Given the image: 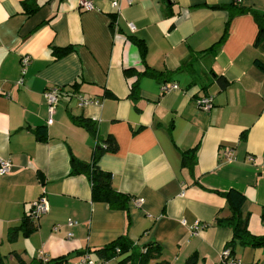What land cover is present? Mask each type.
<instances>
[{
    "label": "crops",
    "instance_id": "0c3cea01",
    "mask_svg": "<svg viewBox=\"0 0 264 264\" xmlns=\"http://www.w3.org/2000/svg\"><path fill=\"white\" fill-rule=\"evenodd\" d=\"M80 1L0 0V160L12 165L0 176V254L6 264H31L43 253L69 262L89 254L99 263L95 249L128 236L137 247L161 248L150 264H189L193 256L221 264L233 232L217 224L230 214L217 192L243 193L249 229L264 235V70L257 64L264 66V41L256 44L254 14L264 16V0H241L248 12L233 18L215 50L235 0H133L120 11L110 0L80 10ZM28 4L39 8L29 13ZM24 57L31 62L22 75ZM146 68L165 80L142 78L136 99L131 88ZM172 84L179 89L162 91ZM51 87L61 93L49 125ZM79 96L95 102L81 107ZM202 97L213 100L210 111L197 107ZM80 117L96 125L101 141L117 142L97 165L131 198L127 209L94 202L89 179L72 175L73 162H93L97 144L75 124ZM187 151L196 152L192 169L183 166ZM41 197L49 211L35 231L10 242L9 231ZM234 258L263 264L264 249L237 244Z\"/></svg>",
    "mask_w": 264,
    "mask_h": 264
},
{
    "label": "trees",
    "instance_id": "16d2710c",
    "mask_svg": "<svg viewBox=\"0 0 264 264\" xmlns=\"http://www.w3.org/2000/svg\"><path fill=\"white\" fill-rule=\"evenodd\" d=\"M241 2L235 0V4L227 7L229 10V16L226 21L224 34L221 39L211 48L215 50L220 44L227 40L229 36V26L233 18L238 15L248 12L247 9L240 7ZM39 7L35 4L27 5V12L34 13ZM259 22V34L256 39V44H260L264 41V16L254 13ZM143 53L144 49L142 48ZM71 48L66 49H54L53 54L56 57L64 56L69 53ZM257 64L264 70V66ZM137 81L133 83L131 88V96L138 99L140 96L139 82L142 78L150 77L157 81L165 80L163 73L155 71L150 68H146L143 72L136 74ZM225 84V83H224ZM75 124L87 129L97 140V144L94 150V160L91 164L73 162L72 175H85L90 183L92 189V200L94 202L107 203L112 209H127L130 197L126 194L116 191L112 186V175L109 172L102 170L98 167V159L105 153H114L118 150L117 142L109 137L104 141L98 137L96 125L87 118H74ZM37 136L39 140H46L47 131L44 128L37 130ZM197 163V157L195 151H187L183 153V166L192 169ZM220 196L224 197L228 203L230 214L225 217H217V224L223 227L231 228L233 237L231 241L227 243L225 249L231 250L232 257L235 256L236 245L240 244L245 247L261 248L264 249V235H254L249 229L250 216H246L243 213V209L247 203L246 196L237 191L229 190L226 192H217ZM264 219V217H263ZM36 229V221L29 215L25 217L22 224L18 227L12 228L8 234V240L15 242L19 233L25 232L26 234L32 233ZM97 257L101 260L98 264L106 263L114 258H122L119 264H150L152 260L160 258L162 255L161 248L155 244H146L143 248L134 245V242L128 236H122L113 241L105 247L95 249L93 251ZM62 262H68L67 257L53 258L51 264H58ZM189 264H197V258L195 256L188 260ZM0 264H6L4 257L0 254ZM19 264H25L20 260ZM31 264H43L39 259L34 260ZM157 264H167L160 262ZM221 264H225L223 261Z\"/></svg>",
    "mask_w": 264,
    "mask_h": 264
},
{
    "label": "built area",
    "instance_id": "2783aa9c",
    "mask_svg": "<svg viewBox=\"0 0 264 264\" xmlns=\"http://www.w3.org/2000/svg\"><path fill=\"white\" fill-rule=\"evenodd\" d=\"M112 7L116 9L117 11H120L121 5L123 2H126L128 4H132L133 0H110ZM237 2H241V0H236ZM79 9L80 10H86L91 11L95 9V4L92 0H81L79 2ZM129 27L132 31L135 30V26L130 23ZM31 59L30 57H24L21 61V71L22 75H25L27 67L30 65ZM24 83L23 79H20L18 81V85L22 86ZM179 89V86L177 84L172 85H163L162 91L168 92L171 90ZM61 89L59 87H51L44 93L45 99L47 101L48 107H49V119L48 124L52 125L54 122V113L55 108L59 102ZM79 106L86 107L89 105H92L95 101L92 98H85L82 96H79ZM196 105L199 109L203 111H210L213 108V100L209 97H202L196 100ZM12 165L10 161L6 160H0V176H4L8 174L11 171ZM140 202V201H139ZM49 211V203L45 197H41L37 202L34 203L32 211L30 215L32 216V219L37 221L42 215L46 214ZM77 225V222H69V226H75ZM201 225L198 223L194 227V231H199ZM56 229V228H55ZM73 234H70L71 237ZM43 264H51L52 258L45 255L44 253L41 254V257L39 259ZM223 262L225 264H241L239 261H237L234 257L231 255L230 249H225L223 252ZM58 264H98L96 263L89 254H85L83 258L78 262H62Z\"/></svg>",
    "mask_w": 264,
    "mask_h": 264
},
{
    "label": "rangeland",
    "instance_id": "374dc122",
    "mask_svg": "<svg viewBox=\"0 0 264 264\" xmlns=\"http://www.w3.org/2000/svg\"><path fill=\"white\" fill-rule=\"evenodd\" d=\"M264 264V263H263Z\"/></svg>",
    "mask_w": 264,
    "mask_h": 264
},
{
    "label": "water",
    "instance_id": "95a60500",
    "mask_svg": "<svg viewBox=\"0 0 264 264\" xmlns=\"http://www.w3.org/2000/svg\"><path fill=\"white\" fill-rule=\"evenodd\" d=\"M43 179V178H42Z\"/></svg>",
    "mask_w": 264,
    "mask_h": 264
}]
</instances>
